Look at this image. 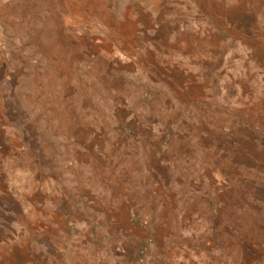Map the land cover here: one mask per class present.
I'll list each match as a JSON object with an SVG mask.
<instances>
[{"label": "rangeland", "instance_id": "1", "mask_svg": "<svg viewBox=\"0 0 264 264\" xmlns=\"http://www.w3.org/2000/svg\"><path fill=\"white\" fill-rule=\"evenodd\" d=\"M6 234L264 264V0H0Z\"/></svg>", "mask_w": 264, "mask_h": 264}, {"label": "crops", "instance_id": "2", "mask_svg": "<svg viewBox=\"0 0 264 264\" xmlns=\"http://www.w3.org/2000/svg\"><path fill=\"white\" fill-rule=\"evenodd\" d=\"M0 235V264H109L108 261L85 259L86 253L80 252L71 256L70 251L60 243L52 242V246L43 241L17 239ZM88 256V255H87ZM90 257V256H88ZM111 264V263H110Z\"/></svg>", "mask_w": 264, "mask_h": 264}]
</instances>
